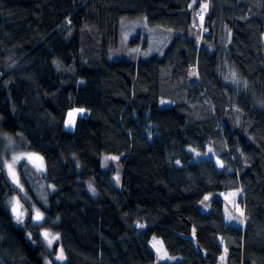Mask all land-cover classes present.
I'll use <instances>...</instances> for the list:
<instances>
[{
	"label": "trees",
	"instance_id": "1",
	"mask_svg": "<svg viewBox=\"0 0 264 264\" xmlns=\"http://www.w3.org/2000/svg\"><path fill=\"white\" fill-rule=\"evenodd\" d=\"M139 16L176 31L165 56L110 62L122 18ZM75 108L88 114L69 132ZM2 134L44 158L56 192L32 240L0 168V264H45L44 229L65 264H157L153 237L176 264H222L225 251V264H264V0H0ZM207 147L230 154L228 173L190 150ZM103 155L119 158L120 186ZM234 190L240 226L222 199L200 210Z\"/></svg>",
	"mask_w": 264,
	"mask_h": 264
},
{
	"label": "rangeland",
	"instance_id": "2",
	"mask_svg": "<svg viewBox=\"0 0 264 264\" xmlns=\"http://www.w3.org/2000/svg\"><path fill=\"white\" fill-rule=\"evenodd\" d=\"M199 27H203L202 22ZM194 33L195 31L191 30L190 37L198 40V35L196 36ZM175 34L176 31L171 28L151 25L145 16L123 17L120 22L119 43L116 48L109 50V61L140 62L153 57L163 58L173 42ZM162 106H167V102L163 101ZM87 114L88 111L85 108L70 110L65 122V130L74 132L80 119L86 117ZM8 136H3V134L0 136V168L5 173L9 186L17 193L8 194L5 207L15 225L27 230L29 238L31 237L30 239L33 240L34 235H32L29 225L39 226L45 222L46 213L42 210L41 205H47L49 196L56 192V187L45 181L47 165L44 158L34 152L21 150L18 142ZM190 150L197 158H212L211 160L219 170L228 171L230 154L224 155V157H215L211 148L207 147V155L200 157L197 155V151ZM24 164L31 165L42 176L37 175L34 170L26 169L24 180L21 174V167ZM102 167L105 170H111L113 181L117 186H120L122 165L119 158L103 155ZM241 194L240 190L213 193L199 204V208L204 214H209L211 202L215 199H222L226 222L231 226L238 227L244 220L243 208L239 203ZM41 236L45 240V264H65L67 258L58 233L44 229L41 231ZM149 245L156 256L157 264H176L181 261L179 256H173L167 251L160 238L153 237ZM226 254L227 251L221 256L222 264H225Z\"/></svg>",
	"mask_w": 264,
	"mask_h": 264
},
{
	"label": "snow or ice",
	"instance_id": "3",
	"mask_svg": "<svg viewBox=\"0 0 264 264\" xmlns=\"http://www.w3.org/2000/svg\"><path fill=\"white\" fill-rule=\"evenodd\" d=\"M205 7H207V6L205 5Z\"/></svg>",
	"mask_w": 264,
	"mask_h": 264
}]
</instances>
